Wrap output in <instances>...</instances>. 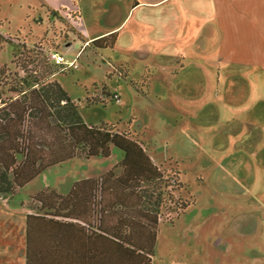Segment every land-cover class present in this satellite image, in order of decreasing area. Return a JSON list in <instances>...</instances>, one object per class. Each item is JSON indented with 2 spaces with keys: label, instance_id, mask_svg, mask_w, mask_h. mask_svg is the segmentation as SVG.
<instances>
[{
  "label": "rangeland",
  "instance_id": "1",
  "mask_svg": "<svg viewBox=\"0 0 264 264\" xmlns=\"http://www.w3.org/2000/svg\"><path fill=\"white\" fill-rule=\"evenodd\" d=\"M114 1L0 0V65L21 77L14 60L23 50L20 61L28 67L24 59L35 46L49 49L45 55L52 67L57 65L49 53L62 54L76 67L64 68L53 79L72 100L83 102V120L142 143L154 163L166 169L165 177L179 172L180 188L171 197L162 190L158 199L151 264H264V122L260 129L250 123L262 121L254 108L264 96L262 77H244L245 83L237 74L218 73L216 66L208 69L197 54L186 61L192 63L189 69L181 70L170 58H154L164 45H150L153 51L146 58L134 55L133 44L114 49L83 45L87 32L94 31L90 25L107 27ZM57 4L67 10L47 7ZM74 11L80 14L78 24L69 16ZM106 71H115L114 80L107 81L109 91L90 93L87 83L102 80ZM16 79L8 77L6 87ZM115 93L117 100L110 97ZM93 97L105 103L84 106ZM241 98L247 106L239 105ZM120 154L110 146L108 157H74L50 166L17 190L13 201L26 200L43 186L66 193L74 181L114 167ZM181 203L186 206L179 208Z\"/></svg>",
  "mask_w": 264,
  "mask_h": 264
},
{
  "label": "trees",
  "instance_id": "2",
  "mask_svg": "<svg viewBox=\"0 0 264 264\" xmlns=\"http://www.w3.org/2000/svg\"><path fill=\"white\" fill-rule=\"evenodd\" d=\"M69 16L76 20L79 14ZM116 39L111 33L88 44L112 48ZM48 51L43 45L29 49L24 62L31 67L19 54L14 63L21 77L0 65V196L16 194L46 168L74 157H107L113 146L122 158L117 174L108 170L76 181L66 194L44 187L29 196L35 213L25 218L24 264H151L158 199L162 190L171 197L180 188L177 172L165 177L126 133L85 123L77 101L53 79L65 67H52Z\"/></svg>",
  "mask_w": 264,
  "mask_h": 264
},
{
  "label": "crops",
  "instance_id": "3",
  "mask_svg": "<svg viewBox=\"0 0 264 264\" xmlns=\"http://www.w3.org/2000/svg\"><path fill=\"white\" fill-rule=\"evenodd\" d=\"M123 1H126L125 16L122 11ZM114 2L109 4L110 15L107 27L98 30L97 25H90L89 27H92L94 31L87 32V38H83V45L111 33H117L112 49L117 44L129 47L132 46L131 44L137 45L133 48L134 55L146 58L153 51L150 45H164L161 49L157 48V52L154 48L156 52L154 58L157 57L156 59L162 62L170 58L174 61V66L179 64L181 70L189 69L187 65L191 66L192 63L187 62V64L186 61L193 60V55L197 54L208 69L216 66L218 73L222 70L229 75L237 74L243 77L245 83L244 77L261 76L260 85L264 87V0H115ZM47 7L51 10H67L63 4ZM75 12L79 14V11ZM79 19L80 14L76 20L77 24ZM213 61L218 63L214 64ZM109 62L117 64L112 60ZM207 67L204 68L207 69ZM177 68L178 66L174 68L175 73ZM195 69H197L196 66ZM114 72L106 71L102 80L93 79L87 83L92 88L90 93L108 90L107 81L114 80ZM85 91L88 93L87 87ZM77 104L82 105L83 102L78 99ZM254 104V108L260 110L262 121L255 119L250 123L260 129L259 123L264 122V96ZM239 105L245 107L247 103L244 101L243 104L241 98ZM114 131L120 133L118 130ZM135 141L145 151L142 143ZM147 156L165 176L166 169L155 164L152 158ZM121 158L122 153L120 160ZM120 160L108 170H113L117 174ZM172 168L177 171L175 167ZM108 170L84 179L100 177ZM177 174L179 179L178 171ZM44 187L53 189L59 194L68 192L61 193L54 187L43 186L42 188ZM29 196L26 200L19 199L15 202L13 195L0 196V218L3 219L1 220L3 223L0 222V264L25 263V218L27 214L35 213L26 204Z\"/></svg>",
  "mask_w": 264,
  "mask_h": 264
},
{
  "label": "built area",
  "instance_id": "4",
  "mask_svg": "<svg viewBox=\"0 0 264 264\" xmlns=\"http://www.w3.org/2000/svg\"><path fill=\"white\" fill-rule=\"evenodd\" d=\"M49 56L55 64L63 65L65 68L76 67L73 61H68L62 54H59L58 52H50ZM114 98L117 100L118 96L115 94Z\"/></svg>",
  "mask_w": 264,
  "mask_h": 264
}]
</instances>
